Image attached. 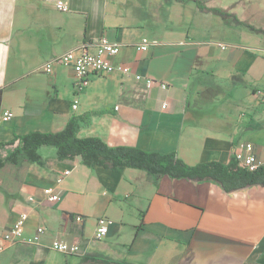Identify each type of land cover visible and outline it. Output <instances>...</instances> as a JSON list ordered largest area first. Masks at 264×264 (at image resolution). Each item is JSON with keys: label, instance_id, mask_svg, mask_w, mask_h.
Segmentation results:
<instances>
[{"label": "crops", "instance_id": "1", "mask_svg": "<svg viewBox=\"0 0 264 264\" xmlns=\"http://www.w3.org/2000/svg\"><path fill=\"white\" fill-rule=\"evenodd\" d=\"M56 1L0 0V142L97 112L80 137L176 152L190 165L229 163L252 142L264 164V0H201L221 12L178 0H64L70 10L61 11ZM214 26L226 41L207 38ZM102 37L120 44L112 58L130 74L90 73L80 90L71 67L47 71L56 56ZM143 38L147 50L138 48ZM146 78L158 83L147 87ZM5 110L14 113L8 121ZM38 151L44 165L23 159L0 169V264H264V186L227 193L213 181ZM22 212L26 237L45 228L37 243L3 239ZM101 217L109 221L98 239Z\"/></svg>", "mask_w": 264, "mask_h": 264}, {"label": "trees", "instance_id": "2", "mask_svg": "<svg viewBox=\"0 0 264 264\" xmlns=\"http://www.w3.org/2000/svg\"><path fill=\"white\" fill-rule=\"evenodd\" d=\"M178 1H194L200 9L221 12L210 8L206 1ZM1 100L2 92L0 91V103ZM96 113L92 112L88 116H73L60 131H32L23 135H15L12 140L0 142V169L8 163L19 164L23 159L44 165L45 159L39 153V148L54 147L56 156L60 160L80 157L93 166L98 165L109 169L137 168L147 171L156 178L168 175L173 179L213 181L227 193L251 186H264V164L255 171H249L239 164L235 154L229 163L207 161L190 165L176 152L149 151L134 146H111L100 137H80L78 132L81 126L89 124L91 116ZM8 147L12 149L5 153ZM111 262L112 264H124L120 261Z\"/></svg>", "mask_w": 264, "mask_h": 264}, {"label": "built area", "instance_id": "3", "mask_svg": "<svg viewBox=\"0 0 264 264\" xmlns=\"http://www.w3.org/2000/svg\"><path fill=\"white\" fill-rule=\"evenodd\" d=\"M56 7L61 11H69L70 7L64 0H57ZM152 42L143 38L141 44L139 45L140 50H147ZM218 46L222 49L227 48V44L224 42H216ZM120 44L117 42L110 41L106 37L100 38L98 41L94 43H82L58 56H56L53 60L46 63L47 71L51 72L55 64L65 65L71 67L76 74V82L75 86L82 90L87 87L90 83L89 75L90 73H112L117 70L121 71L125 74H130L132 72L130 66L118 64L114 62L113 56L117 55L120 51ZM139 79L142 77L140 75L137 76ZM146 86L152 87L154 84L158 83L152 78H146ZM162 88H167L166 83H159ZM79 104V100L75 99L73 107L77 108ZM165 107V105H164ZM14 113L10 110H5L2 118L4 121H8L13 117ZM236 158L240 165L247 168L249 171H255L258 169L260 165H262L261 160L258 158L254 144L252 142H245L243 147L238 149L235 152ZM66 173H69L67 171ZM45 195L50 201H57L60 197L53 192L52 188H46L44 190ZM28 218V214L26 212H22L19 214L16 221L13 225L5 231L3 234V239L6 242H16V241H25L29 243H37L39 236L41 233L45 231L44 227H38L36 235L33 237H26L25 229H26V220ZM81 219V217H79ZM108 218L101 217L98 219V229L96 232V237L98 239L103 238L106 233V225L108 223ZM54 247L56 249L74 253L79 251V246L74 244H69L64 241H56L54 243ZM5 245L0 244V250L4 249Z\"/></svg>", "mask_w": 264, "mask_h": 264}, {"label": "rangeland", "instance_id": "4", "mask_svg": "<svg viewBox=\"0 0 264 264\" xmlns=\"http://www.w3.org/2000/svg\"><path fill=\"white\" fill-rule=\"evenodd\" d=\"M184 26L186 27V30L188 28H190L189 23H187V24L184 23ZM220 28L221 27H219V26H214L207 38L214 40V41H226L228 36L226 34H224V32L220 31Z\"/></svg>", "mask_w": 264, "mask_h": 264}]
</instances>
